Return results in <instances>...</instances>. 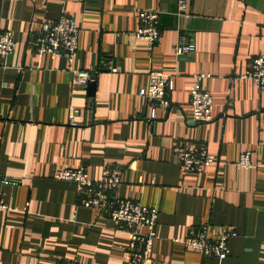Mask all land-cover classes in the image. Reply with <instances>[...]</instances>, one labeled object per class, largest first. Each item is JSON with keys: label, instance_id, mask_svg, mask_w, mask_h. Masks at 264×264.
Returning a JSON list of instances; mask_svg holds the SVG:
<instances>
[{"label": "crops", "instance_id": "crops-1", "mask_svg": "<svg viewBox=\"0 0 264 264\" xmlns=\"http://www.w3.org/2000/svg\"><path fill=\"white\" fill-rule=\"evenodd\" d=\"M141 10L159 13L151 49L134 35ZM62 14L78 25L75 66L96 71L94 93L73 83L64 56L34 43ZM0 30L17 41L0 54V176L16 182L0 183L16 208L0 210V264H134L129 233L52 176L79 166L94 178L119 167L116 194L157 208L146 264H264V91L229 80L264 52V0H187L185 12L177 0H0ZM184 35L195 49L177 55ZM151 70L173 78L170 106H156L155 118L138 93ZM201 72L213 101L231 102L210 122L194 121L189 104ZM178 144L204 146L216 162L183 174ZM245 151L252 167L237 163ZM203 222L236 232L225 258L173 241Z\"/></svg>", "mask_w": 264, "mask_h": 264}, {"label": "built area", "instance_id": "built-area-1", "mask_svg": "<svg viewBox=\"0 0 264 264\" xmlns=\"http://www.w3.org/2000/svg\"><path fill=\"white\" fill-rule=\"evenodd\" d=\"M178 9L185 12L187 0H177ZM187 14V13H186ZM141 26L135 32V37L146 41L148 48H152L159 38V13L157 10H141L138 13ZM36 46L42 52H48L53 56H64L72 72V80L75 85L85 86L95 75L94 70L81 69L75 66L78 52V25L73 18L62 14L59 19L46 26L38 39ZM17 41L10 30H0V54H10ZM195 49L194 39L189 36H181L174 46V52L178 55L189 53ZM108 68L116 70L108 61ZM205 73L193 75L190 87L189 104L192 119L196 122H210L216 115H226V107L230 100L223 103H215L211 93L203 88L202 79ZM237 78L249 79L256 88L264 91V52L254 55L246 70L239 74L229 76L230 82ZM173 88V78L170 74L160 70H151L146 87L139 89V95L146 98L152 105L150 118H155V108L160 105L163 108L170 106V92ZM217 108V113L214 109ZM70 117H74V109H70ZM72 123H75L72 121ZM176 161L180 171L199 172L204 167L214 164L216 157L204 146L192 144H178L174 149ZM237 163L242 167H252L251 152L245 151L239 155ZM53 178L73 181L76 185L79 204L91 207L108 215L116 229L129 233V242L125 253L134 264H146L150 257V251L155 234V224L158 210L155 206H148L140 201L123 198L116 194V189L121 183V170L116 166H105L98 178L90 176L83 166L76 168H60L53 173ZM0 183L15 184L0 176ZM16 209L0 198V210L9 211ZM211 225L203 222L200 226L190 230L185 238H174L173 241L197 250L202 256L225 258L229 253V239L236 235L231 228L216 227L210 232Z\"/></svg>", "mask_w": 264, "mask_h": 264}, {"label": "water", "instance_id": "water-1", "mask_svg": "<svg viewBox=\"0 0 264 264\" xmlns=\"http://www.w3.org/2000/svg\"><path fill=\"white\" fill-rule=\"evenodd\" d=\"M95 82V75H93L92 79L87 83V90L91 93H94Z\"/></svg>", "mask_w": 264, "mask_h": 264}]
</instances>
